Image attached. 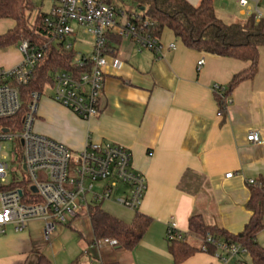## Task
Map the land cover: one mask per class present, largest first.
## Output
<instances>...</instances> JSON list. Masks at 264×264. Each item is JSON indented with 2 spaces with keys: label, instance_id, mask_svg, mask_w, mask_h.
Returning a JSON list of instances; mask_svg holds the SVG:
<instances>
[{
  "label": "crops",
  "instance_id": "0c3cea01",
  "mask_svg": "<svg viewBox=\"0 0 264 264\" xmlns=\"http://www.w3.org/2000/svg\"><path fill=\"white\" fill-rule=\"evenodd\" d=\"M44 1L52 6V0H42L36 3V12H41ZM186 1L194 7L200 3ZM255 1L264 16V0H249L246 9L235 0H213V6L222 22L243 24ZM125 8L135 11L131 5ZM108 39L114 53L104 70L97 115L78 118L55 103L52 90L46 88L51 94L42 95L33 129L74 154L91 142L114 143L130 151L133 169L146 182L137 212L149 217L151 224L131 251L95 241L86 211L68 226L56 225L47 240L43 221H32L20 232L6 226L0 234V264H44L41 258L49 264H174L165 239L168 225L199 248L201 239L188 229L191 216L234 235L251 217L246 207L247 180H264V143L253 144L246 137L257 131L264 141V46L258 50L255 77L230 93L232 103L220 115L213 87L227 88L232 76L246 70L249 62L191 50L167 28L158 36L159 56L140 49L131 37L119 36L116 29ZM70 40L77 54L91 53L93 41L83 46L77 35ZM201 59L204 63L198 70ZM21 60L17 45L0 49V68ZM115 61L122 63L121 68L113 66ZM227 174L231 176L226 178ZM100 206L128 224L136 214L112 201ZM256 240L264 248V228ZM179 264L220 263L212 254L199 251ZM243 264H251L249 256Z\"/></svg>",
  "mask_w": 264,
  "mask_h": 264
},
{
  "label": "built area",
  "instance_id": "2783aa9c",
  "mask_svg": "<svg viewBox=\"0 0 264 264\" xmlns=\"http://www.w3.org/2000/svg\"><path fill=\"white\" fill-rule=\"evenodd\" d=\"M32 1L38 3L42 0ZM235 1L241 8H248L249 0ZM257 3L255 1L252 11H247L256 16V21L263 17ZM136 18L133 10L99 0H52L51 9L44 19L51 42L63 43L66 49H73L74 42L70 39L77 35L73 24L94 40L90 54H76L73 59V64L85 71L53 74L52 85L48 88L52 90L51 98L55 103L82 120L97 115L104 70L108 66L109 55L114 53L108 35L114 29L119 36L134 39L140 49L160 55L158 37L140 32L133 22ZM18 50L21 62L10 68H0V119L15 117L21 111L20 87L30 82L34 67L44 55L42 48L26 40L19 43ZM203 63L202 59L197 62L198 70ZM113 66L119 69L122 63L115 61ZM225 90L226 87H213V93L223 99L227 109L232 99L224 96ZM42 95L37 91L30 94L26 111L18 123L19 129L0 131V234L5 233L6 226L20 232L28 223L40 220L44 223L43 235L47 240L56 225L68 226L81 211L88 213L90 206L101 205L105 201H112L136 213L145 196L146 182L143 175L133 169L130 151L114 143L91 142L74 154L65 145L35 133L33 126ZM246 140L253 144L264 143L257 131H251ZM6 142L14 144L11 163L15 167L18 158L16 148L20 144L21 161L18 163L26 173V179L18 176L16 171H9L10 163L3 154ZM230 176L225 175L226 178ZM247 184L255 185L256 182L250 179ZM11 185L16 187L11 188ZM32 187L36 192L31 190ZM117 191H120L119 195ZM172 219L170 217L169 221ZM184 238L171 225L167 226L165 239L168 243ZM99 241L115 245L114 240ZM204 243L200 251L207 252L206 245L214 247L212 256L220 264H243L244 258L249 256L239 243L226 244L209 235Z\"/></svg>",
  "mask_w": 264,
  "mask_h": 264
},
{
  "label": "trees",
  "instance_id": "16d2710c",
  "mask_svg": "<svg viewBox=\"0 0 264 264\" xmlns=\"http://www.w3.org/2000/svg\"><path fill=\"white\" fill-rule=\"evenodd\" d=\"M99 1L122 7L131 5L137 14L134 24L140 32L149 36L158 37L167 28L191 50L249 62L246 70L232 76L225 90V97L230 96L242 82L253 79L257 73L258 50L264 46V16L256 21V16L250 15L243 24H226L216 16L213 0H200L197 7L186 0ZM37 8L32 0H0V20H11L14 23L11 29L0 35V49L18 46L22 40H26L44 51L43 57L34 67L30 82L20 87L21 111L15 117L0 119V131L19 129L18 123L26 111L30 94L34 91L43 93L50 87L53 74L59 71H74L78 74L86 70L73 64L77 54L73 49H66L63 43L51 42L50 31L44 22L46 13L38 11L31 20V15ZM216 100L219 114L224 115L226 109L223 99L216 97ZM255 182V185H249L250 198L246 204L251 217L238 234H230L216 226H207L199 216L188 219L189 232L201 239V246L205 245L208 235L226 244L239 243L248 251L251 264H264V248L256 240L264 228V180ZM88 217L94 240H114V247L118 250H133L151 224L149 217L138 212L130 224L125 223L103 211L100 205L90 206ZM185 239L169 243L168 251L174 264H179L200 251L201 246L192 247ZM206 248L209 254L215 251L212 246L206 245ZM41 260L44 264H49L44 259Z\"/></svg>",
  "mask_w": 264,
  "mask_h": 264
},
{
  "label": "rangeland",
  "instance_id": "374dc122",
  "mask_svg": "<svg viewBox=\"0 0 264 264\" xmlns=\"http://www.w3.org/2000/svg\"><path fill=\"white\" fill-rule=\"evenodd\" d=\"M51 9V3L49 1H44L43 5L41 6V12H49ZM36 15V11H34L31 15V20L34 18V16ZM13 25V22L11 20H0V34H2L3 32H6L9 28H11ZM73 27L75 29V31L77 32V41L79 43H81L80 45L83 46H88L93 40V37L90 35H86L82 33V29L76 25L73 24ZM51 94L50 89H47L44 91L43 95L44 96H49ZM13 143H4L3 146L5 147L3 150V154L5 155V157L8 159L7 161L10 163V172L11 171H16L18 176H22L26 179V173L22 170L21 166H19V163L21 161V157H20V144H15V146L17 145L16 151L18 154V158H17V166L15 167V165L13 163H11L12 160V153H13ZM15 151V152H16Z\"/></svg>",
  "mask_w": 264,
  "mask_h": 264
},
{
  "label": "water",
  "instance_id": "95a60500",
  "mask_svg": "<svg viewBox=\"0 0 264 264\" xmlns=\"http://www.w3.org/2000/svg\"><path fill=\"white\" fill-rule=\"evenodd\" d=\"M4 132H6L7 130L6 129H4L3 130ZM33 192H36V190H35V188L34 187H32V189H31Z\"/></svg>",
  "mask_w": 264,
  "mask_h": 264
}]
</instances>
